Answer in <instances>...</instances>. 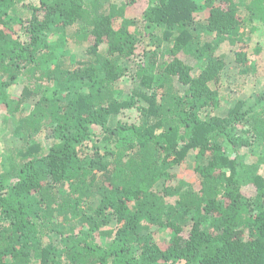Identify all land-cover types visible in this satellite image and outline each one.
<instances>
[{
	"label": "trees",
	"instance_id": "trees-1",
	"mask_svg": "<svg viewBox=\"0 0 264 264\" xmlns=\"http://www.w3.org/2000/svg\"><path fill=\"white\" fill-rule=\"evenodd\" d=\"M104 1L0 0V264H264V92L221 94L260 71L264 0ZM133 62L151 92L120 99Z\"/></svg>",
	"mask_w": 264,
	"mask_h": 264
},
{
	"label": "rangeland",
	"instance_id": "rangeland-1",
	"mask_svg": "<svg viewBox=\"0 0 264 264\" xmlns=\"http://www.w3.org/2000/svg\"><path fill=\"white\" fill-rule=\"evenodd\" d=\"M90 1V0H87ZM109 3H117L120 4L123 2V0H107L104 1L105 5H108ZM148 6V0H146L144 3L140 4V10L146 9ZM239 7L241 13H244L245 11V5H243L242 2H239ZM74 31V29L69 28L66 31L67 35V42H68V48L71 50V53L74 54L77 58V60H84L87 58V49L89 47V44H78L72 42V39H70V34ZM55 37V36H54ZM21 38V36H20ZM51 38L53 36L51 35ZM22 39V38H21ZM23 40V39H22ZM234 49L229 44H224L221 48L220 53L225 54L226 60L228 61V64L230 66H235L234 64V55H233ZM251 62L253 64H258L260 71L257 75H250L248 78V81L243 86H228L221 90L222 98H223V112L228 113V110L233 108L238 102L249 100V99H256L260 94L264 92V56H255L251 58ZM134 66V62L130 63V72L127 77L122 79L120 84V91L121 96L120 99H126L132 90L134 89H141L144 92H147L148 94L151 92L150 90V82L145 78L144 80L137 78L136 76V69ZM142 81H147L146 84H143ZM23 84L16 85V88L12 91L11 95L14 100L17 101L21 94ZM36 102V101H35ZM34 103L31 104V102L28 105H25L26 114H28L31 111V106ZM36 104V103H35ZM16 106V105H15ZM225 113V114H226ZM14 115L12 116L7 110L4 108L0 111V149L6 152V154L12 153L14 150H17L20 148L22 142L21 140L15 136V128L17 125H15L14 122ZM101 130L99 128L96 129V132H100ZM34 138H37L39 142L45 144V132H41L38 135H35ZM260 149V147L258 146ZM264 152V149H262ZM193 163V158L189 157L187 159V166H179L174 171L177 173L178 178L185 181L186 183L192 185L196 190L200 189V177L198 174H196L193 169L191 168ZM99 205V199L94 198L90 201V207L95 210L97 206ZM156 237L161 241H166L169 239V231H156Z\"/></svg>",
	"mask_w": 264,
	"mask_h": 264
}]
</instances>
